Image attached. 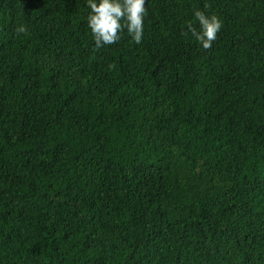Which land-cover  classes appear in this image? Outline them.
<instances>
[{
  "label": "trees",
  "instance_id": "obj_1",
  "mask_svg": "<svg viewBox=\"0 0 264 264\" xmlns=\"http://www.w3.org/2000/svg\"><path fill=\"white\" fill-rule=\"evenodd\" d=\"M146 8L96 49L85 0H0V264H264V0Z\"/></svg>",
  "mask_w": 264,
  "mask_h": 264
},
{
  "label": "clouds",
  "instance_id": "obj_2",
  "mask_svg": "<svg viewBox=\"0 0 264 264\" xmlns=\"http://www.w3.org/2000/svg\"><path fill=\"white\" fill-rule=\"evenodd\" d=\"M147 0H85L88 9L87 28L90 30L96 49L116 44L120 35L126 31L132 43L139 45L144 35V21L147 15ZM193 22L186 24V31L204 49H209L222 28V21L214 14L203 11L193 12ZM21 25L18 33H25Z\"/></svg>",
  "mask_w": 264,
  "mask_h": 264
}]
</instances>
